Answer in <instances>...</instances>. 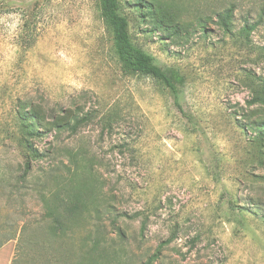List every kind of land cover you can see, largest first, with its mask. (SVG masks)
<instances>
[{
	"label": "rangeland",
	"instance_id": "obj_1",
	"mask_svg": "<svg viewBox=\"0 0 264 264\" xmlns=\"http://www.w3.org/2000/svg\"><path fill=\"white\" fill-rule=\"evenodd\" d=\"M118 2L177 100L122 70L100 0H0V245L72 264L101 228L96 264H264V0ZM49 172L98 218L53 236Z\"/></svg>",
	"mask_w": 264,
	"mask_h": 264
},
{
	"label": "trees",
	"instance_id": "obj_2",
	"mask_svg": "<svg viewBox=\"0 0 264 264\" xmlns=\"http://www.w3.org/2000/svg\"><path fill=\"white\" fill-rule=\"evenodd\" d=\"M100 13L103 21L111 30L113 53L121 66L122 70L126 73H137L144 77H150L163 86H165L174 99L177 100V89L173 84L172 79L157 65L151 56L143 52L136 47L132 42L129 32V22L125 16L120 12V5L118 0H100ZM254 28V27H253ZM264 101V99H262ZM261 97L254 95L249 105H255L261 103ZM36 162L43 160L45 157L42 153L36 150ZM69 176V173H68ZM64 177L65 182L60 189H52V185L56 184L59 178L56 172H49L43 176L42 185L39 186L43 192H40V198L43 204L48 199H56L59 210L56 213L48 210L46 211V218L51 222L53 229L56 231L53 236L64 237L73 231L74 227L80 226L84 222L91 221L94 216L98 218L100 211L95 205H91V196L87 195V191L82 190L77 186L73 180V174L70 177ZM51 188V189H50ZM89 206H93L92 211L86 213V209ZM111 207L108 206L107 210ZM126 218V215H117L115 218H111V226H115L117 219ZM103 229V228H102ZM101 228H96L94 232H86V234L80 239V244L85 246L88 242V250L81 252L79 255L74 256L72 264H96L94 254L98 248L101 247ZM14 239H9L0 245L2 247L6 242ZM19 242L14 249V255L11 264H15L19 253ZM87 248V247H86ZM44 247L37 245L36 257L44 258L41 253ZM36 259V264H52L50 259L46 256L43 260ZM150 264V262L148 263Z\"/></svg>",
	"mask_w": 264,
	"mask_h": 264
},
{
	"label": "crops",
	"instance_id": "obj_3",
	"mask_svg": "<svg viewBox=\"0 0 264 264\" xmlns=\"http://www.w3.org/2000/svg\"><path fill=\"white\" fill-rule=\"evenodd\" d=\"M15 245L12 241L6 242L0 247V264H11Z\"/></svg>",
	"mask_w": 264,
	"mask_h": 264
}]
</instances>
